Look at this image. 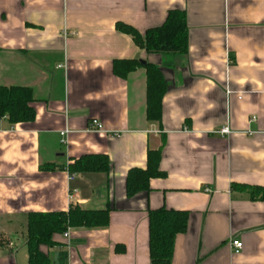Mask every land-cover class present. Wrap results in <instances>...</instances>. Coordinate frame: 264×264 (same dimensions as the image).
<instances>
[{
    "label": "crops",
    "instance_id": "0c3cea01",
    "mask_svg": "<svg viewBox=\"0 0 264 264\" xmlns=\"http://www.w3.org/2000/svg\"><path fill=\"white\" fill-rule=\"evenodd\" d=\"M174 9L184 58L116 30L144 35ZM116 61L160 69V123L146 117L145 69L120 79ZM0 87L30 89L35 111L29 124L0 121V264H27L28 214L75 207L108 209L109 224L54 236L41 249L52 264H150L147 212L161 208L189 214L171 264H264V202L232 189L264 188V0H0ZM156 151L164 177L127 198L129 171ZM86 155L107 157L109 173H70Z\"/></svg>",
    "mask_w": 264,
    "mask_h": 264
},
{
    "label": "trees",
    "instance_id": "16d2710c",
    "mask_svg": "<svg viewBox=\"0 0 264 264\" xmlns=\"http://www.w3.org/2000/svg\"><path fill=\"white\" fill-rule=\"evenodd\" d=\"M116 30L128 35L133 42L144 49L147 54H172L181 58L188 51V30L186 15L180 10H170L165 22L159 28L147 30L141 35L131 26L118 23ZM143 67L146 71V117L147 120L160 123L162 99L166 93V84L158 67L135 61H116L113 63V74L125 77ZM32 91L20 87H0V121L6 119L11 125L29 124L35 120ZM160 153L148 152L144 170L129 171L125 191L127 198L138 193L148 192L152 179L163 178L159 169ZM70 173H105L110 171V163L103 155H86L75 160L68 167ZM233 190L246 193L251 201L264 202L263 187L232 186ZM108 209L102 211L71 208L67 213H30L26 221L27 264H52L48 255L41 249L56 246L54 236L63 235L68 229L106 228L109 224ZM189 214L164 208L148 210V250L150 264H171L175 238L184 234L187 229ZM65 258L61 256L60 260Z\"/></svg>",
    "mask_w": 264,
    "mask_h": 264
},
{
    "label": "built area",
    "instance_id": "2783aa9c",
    "mask_svg": "<svg viewBox=\"0 0 264 264\" xmlns=\"http://www.w3.org/2000/svg\"><path fill=\"white\" fill-rule=\"evenodd\" d=\"M89 132L90 133H93V134H103V127L102 125L96 121V120H93L90 122V125H89ZM68 132L67 131H64L62 133H60V137H61V144L62 145H66V136H67ZM218 135L220 136H226V135H229L230 134V130L228 127H223L221 128L218 132H217ZM74 176L70 175L69 176V180H73ZM63 237L64 238H67L68 237V232H65L63 234ZM231 246L236 250V251H239L241 250L242 248V244L238 241H233L231 243Z\"/></svg>",
    "mask_w": 264,
    "mask_h": 264
}]
</instances>
